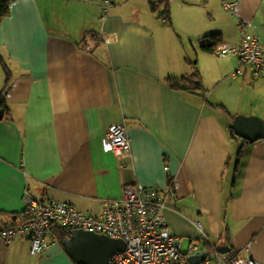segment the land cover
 Here are the masks:
<instances>
[{
  "label": "crops",
  "instance_id": "obj_1",
  "mask_svg": "<svg viewBox=\"0 0 264 264\" xmlns=\"http://www.w3.org/2000/svg\"><path fill=\"white\" fill-rule=\"evenodd\" d=\"M161 1L114 0L108 13L100 0L10 5L0 25V92L6 70L11 78L0 227L26 212L28 197L99 216L104 201L135 186L165 202L183 252L198 240L203 251L264 262V139L249 142L233 128L239 115L264 120V78L246 67L235 77L240 58L216 55L244 27L264 48V0H170L169 18L163 6L150 9ZM115 124L129 153L104 150ZM59 240L55 233L33 255L30 235L0 238V264H75Z\"/></svg>",
  "mask_w": 264,
  "mask_h": 264
},
{
  "label": "built area",
  "instance_id": "obj_2",
  "mask_svg": "<svg viewBox=\"0 0 264 264\" xmlns=\"http://www.w3.org/2000/svg\"><path fill=\"white\" fill-rule=\"evenodd\" d=\"M103 11L108 13L114 0H100ZM228 10L234 3L224 2ZM219 57L236 56L242 66L235 77L243 76L246 67L254 78H264V48L258 36L242 28L238 44L220 43L216 49ZM104 150L119 155L129 153L130 141L125 127L113 125L103 139ZM165 202L150 190L127 186L125 197L118 201H104L101 215L88 216L73 206L53 199H27V210L15 223L0 229V238L12 241L18 235H30L31 253L42 254L50 245L48 239L58 229L83 230L114 239H122L127 248L115 253L110 264H192L190 258L198 252L207 257L199 264H264L252 257L238 253H222L211 247L200 249L201 241L192 242L188 252L182 251L180 240L173 236L163 214ZM197 227L202 231L201 223ZM204 238L209 241L204 234ZM200 242V243H199ZM251 246L246 248L250 252Z\"/></svg>",
  "mask_w": 264,
  "mask_h": 264
},
{
  "label": "water",
  "instance_id": "obj_3",
  "mask_svg": "<svg viewBox=\"0 0 264 264\" xmlns=\"http://www.w3.org/2000/svg\"><path fill=\"white\" fill-rule=\"evenodd\" d=\"M5 110L0 109V122L4 119ZM235 134L249 142L264 139V120L259 116L239 115L234 119ZM64 249L75 264H110L115 253L123 252L127 244L122 239H114L83 230H72L70 237L63 242ZM222 253L228 251L222 250ZM207 257L198 252L191 256L192 264H199Z\"/></svg>",
  "mask_w": 264,
  "mask_h": 264
},
{
  "label": "trees",
  "instance_id": "obj_4",
  "mask_svg": "<svg viewBox=\"0 0 264 264\" xmlns=\"http://www.w3.org/2000/svg\"><path fill=\"white\" fill-rule=\"evenodd\" d=\"M16 0H0V25L2 23V21L9 15V7L10 5ZM164 7V11L160 14V17L164 18L167 17L169 18V13H170V0H162L161 2L158 3H152L150 5V9L153 13H157V11L161 8ZM212 39H216V37H213ZM219 42V41H218ZM83 44H87V39L85 38ZM206 51H208L209 53H213L214 49L212 47H205L204 48ZM6 85L4 87V89L0 92V109H4L6 112L8 111V107H7V102H6V95L10 89V72L8 70H6ZM253 77V76H252ZM253 79H257L254 78ZM17 221V219L15 220V222ZM14 222V223H15ZM12 225V224H11ZM1 226L0 229H5L8 228L9 226ZM57 231V232H56ZM55 233L57 235H59L60 238V242L63 244L64 240H66L68 237H70L71 235V231L70 229H58L56 230Z\"/></svg>",
  "mask_w": 264,
  "mask_h": 264
},
{
  "label": "rangeland",
  "instance_id": "obj_5",
  "mask_svg": "<svg viewBox=\"0 0 264 264\" xmlns=\"http://www.w3.org/2000/svg\"><path fill=\"white\" fill-rule=\"evenodd\" d=\"M162 11V10H161ZM184 250L186 251L187 250V244L184 245Z\"/></svg>",
  "mask_w": 264,
  "mask_h": 264
}]
</instances>
